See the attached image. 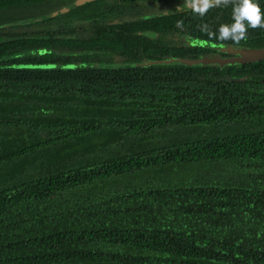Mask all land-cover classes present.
<instances>
[{
    "label": "trees",
    "instance_id": "obj_1",
    "mask_svg": "<svg viewBox=\"0 0 264 264\" xmlns=\"http://www.w3.org/2000/svg\"><path fill=\"white\" fill-rule=\"evenodd\" d=\"M75 1L0 0V264H264V60L163 64L137 35L264 29L208 39L231 0L116 25L128 0Z\"/></svg>",
    "mask_w": 264,
    "mask_h": 264
},
{
    "label": "flooded vegetation",
    "instance_id": "obj_2",
    "mask_svg": "<svg viewBox=\"0 0 264 264\" xmlns=\"http://www.w3.org/2000/svg\"><path fill=\"white\" fill-rule=\"evenodd\" d=\"M113 1V0H109ZM122 2V0H120ZM130 6L128 9L124 10L121 17L113 19L112 22H109L110 25L121 24L119 21H130V20H145L159 16H167L170 15L175 18L174 15L179 13H183L190 8L185 7L186 0H128ZM177 23L167 24L164 26L166 30L154 33L152 31L145 32H137V35L142 34L146 36L149 40L155 41V43H160L161 48H170L171 51L168 54H165L164 59H157V61H168L171 63L180 62L183 59L180 58V55H185L188 58H193L197 56V53L201 48H209L208 54H202L203 57L208 59H226V58H234L237 57L239 48L229 47V46H221L216 44L206 45L205 43L189 38L188 35H185L181 29L177 26ZM124 30V29H123ZM39 32H43L47 34L45 30H38ZM55 31V30H54ZM50 31V32H54ZM115 31H119V29L115 28ZM76 35L77 37H88V32H79ZM45 36V35H44ZM57 38L60 36L56 35ZM187 37V38H186ZM89 55H93L94 53H88ZM160 55L159 53H146L144 51L135 53L130 56V58H137L141 61H145V58H149L150 56ZM225 55V56H224ZM229 55V56H226ZM77 56V55H75ZM117 59L120 56H115ZM199 57V58H203Z\"/></svg>",
    "mask_w": 264,
    "mask_h": 264
},
{
    "label": "clouds",
    "instance_id": "obj_3",
    "mask_svg": "<svg viewBox=\"0 0 264 264\" xmlns=\"http://www.w3.org/2000/svg\"><path fill=\"white\" fill-rule=\"evenodd\" d=\"M230 0H186L185 7L197 17H204L208 10L216 6H227ZM231 22L220 24L215 31L207 24L200 25V31L217 41H232L239 44L246 39L249 29H264V11L260 0H231ZM177 26H182V21H177ZM187 38V37H186Z\"/></svg>",
    "mask_w": 264,
    "mask_h": 264
},
{
    "label": "water",
    "instance_id": "obj_4",
    "mask_svg": "<svg viewBox=\"0 0 264 264\" xmlns=\"http://www.w3.org/2000/svg\"><path fill=\"white\" fill-rule=\"evenodd\" d=\"M92 1H95V0H76L73 4H71L68 7L67 10L84 5ZM262 60H264V49L257 50V51H244V52L239 51L237 57H234V58L213 59V60L211 59L206 60V58L199 59V60L184 59L181 61V63L184 65L214 63L220 67H223V66H231V65L251 64V63L262 61Z\"/></svg>",
    "mask_w": 264,
    "mask_h": 264
},
{
    "label": "rangeland",
    "instance_id": "obj_5",
    "mask_svg": "<svg viewBox=\"0 0 264 264\" xmlns=\"http://www.w3.org/2000/svg\"><path fill=\"white\" fill-rule=\"evenodd\" d=\"M59 9H60V6L58 7ZM58 8H57V10L56 11H60V10H58ZM22 24H27V21H25V22H19V23H17L16 25H22ZM45 30V31H54L56 28H50V29H47V28H32V29H30V30H32V31H38V30ZM20 31V30H19ZM22 31H24V30H22ZM29 53L27 52V53H24V55H28ZM208 58H206V60H207ZM213 60V59H212ZM175 63H180V64H182L181 63V61L180 62H175ZM163 64H171V62H168V61H165ZM103 66H105V67H108V65L107 64H105V65H103Z\"/></svg>",
    "mask_w": 264,
    "mask_h": 264
}]
</instances>
